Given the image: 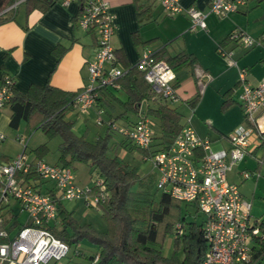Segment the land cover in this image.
Instances as JSON below:
<instances>
[{
    "label": "built area",
    "instance_id": "2783aa9c",
    "mask_svg": "<svg viewBox=\"0 0 264 264\" xmlns=\"http://www.w3.org/2000/svg\"><path fill=\"white\" fill-rule=\"evenodd\" d=\"M22 1L16 2L11 9ZM71 1L62 0V4L67 6ZM155 1L170 17L187 15L191 22L190 32L206 30L208 15L225 18L238 13L250 2L211 0L205 13L193 7L183 8L180 0ZM77 27L85 32L94 29L97 34L94 59L86 64L88 83L75 101L76 111L85 114L94 108L101 91L120 88L118 80L125 72L115 65L114 27L104 0L87 2ZM228 43L248 50L264 44V34L252 38L241 29H234ZM217 53L223 59L232 60L233 51H226L222 45L218 46ZM232 64L237 65L236 62ZM136 67L156 98L171 103L179 101L174 87L176 75L165 62L155 61L153 54L145 51ZM194 71L204 89L212 80L211 76L199 68ZM238 77V98L244 124L228 137L229 149L213 151L210 140L200 137L187 120L171 148L150 158L157 172V190L176 201L195 204L205 218L203 230L208 249L201 264H246L251 258L254 237L259 235L257 223L251 219V205L242 198L238 187L228 182L227 176L248 154L253 139L264 141V82L252 85L247 69H238ZM14 86V79L4 74L0 79V110L10 100ZM100 116L101 112H98L96 122L99 126ZM110 126L140 149H149L152 144L154 130L146 115L140 114L132 126ZM5 139L0 133V143ZM18 141L25 149V140ZM30 170L54 185L58 200L83 202L85 207L95 209L107 197L100 179L93 183L98 191L90 194V188L84 189L75 183L71 168L39 159L29 161L24 151L15 159L0 164V264H59L69 253V248L48 230L57 218L55 200L38 192L31 180L23 181L22 176ZM243 176L247 178V175ZM11 202L27 216V223L13 236L4 228L2 215L3 208ZM176 229L178 235H182L180 226Z\"/></svg>",
    "mask_w": 264,
    "mask_h": 264
},
{
    "label": "trees",
    "instance_id": "16d2710c",
    "mask_svg": "<svg viewBox=\"0 0 264 264\" xmlns=\"http://www.w3.org/2000/svg\"><path fill=\"white\" fill-rule=\"evenodd\" d=\"M18 1L21 0H0V25L10 21L16 22L21 8L26 17L35 10L45 11L48 8L43 0H24L16 8L11 9ZM76 1L80 11L72 20L75 27L86 3L96 0ZM254 1L256 5L264 3V0ZM135 2L138 18L142 21L148 17L150 10L140 4V0ZM88 32L97 38L94 29ZM229 36L230 34L226 43ZM133 41L137 44L138 38L134 36ZM65 52L66 49L60 45L53 50L57 63ZM114 53L115 65L118 67V63H121L117 55L119 52L114 50ZM153 58L155 61L165 62L174 73H179L187 67L194 68L196 65V59L185 52L175 56L155 54ZM121 70L125 75L118 80V84L119 90L126 95V101L120 103L123 110L120 117L125 119L127 114L138 117L140 114L146 115L157 123L158 133L154 135L149 149L136 147L122 135L124 141L118 146L130 152H137L148 160L155 154L171 148L183 126L182 116L176 108L170 107L171 102L154 96L137 67L125 66ZM78 93L64 92L47 83L44 87L31 86L26 94L13 89L11 98L5 105L10 112L11 130L17 131L21 123L25 122L27 127L40 129L48 141L59 138L61 142L57 146L56 164L72 170L75 164H86L90 168V173L92 175L96 173L97 179L102 181L107 194L105 201L95 208L101 213L105 226V230L100 232L90 224H79L73 217V211H68L63 204L64 201L57 199L54 185L51 183V187L48 186L50 182L43 181L30 170L22 176L23 181L31 180L38 192L49 195L56 203L57 218L48 227L50 233L64 243L69 251L74 249L73 256L84 260L80 264H201L208 249L203 230L205 220L203 219L201 223L195 219L187 220L191 215L189 209L194 211L195 217L198 215L203 217L197 206L176 201L162 193L156 198L155 194L145 190L137 167L109 156L112 135L117 132L112 130L110 125L115 123L106 118L107 112L102 109V104L99 107V103L104 100V95L105 98L115 97L110 89L101 91L93 108L96 114L101 112V125L98 126L106 128L105 134L97 136L94 141H89L86 135L77 136L74 133L75 122L67 119V113L76 111L75 101ZM228 94L223 96L227 100L223 103L222 110L228 108L230 100ZM199 100L200 95L196 94L188 102L189 107L194 110ZM144 103L146 109L141 112ZM32 152L35 159L45 160L49 149L47 144H43ZM97 191L98 188L90 187V194ZM255 222L259 235L254 237L251 258L246 264H260L264 259V220ZM176 226H180L182 235H178ZM170 236L173 237V254L167 258L162 255L161 248L165 239ZM83 241L94 246L96 252L86 255L78 250L79 244ZM96 258L97 261L94 262Z\"/></svg>",
    "mask_w": 264,
    "mask_h": 264
},
{
    "label": "crops",
    "instance_id": "0c3cea01",
    "mask_svg": "<svg viewBox=\"0 0 264 264\" xmlns=\"http://www.w3.org/2000/svg\"><path fill=\"white\" fill-rule=\"evenodd\" d=\"M104 1L107 3V12L112 17L114 27L112 46L114 50L119 52L117 55L121 60V63H118V68L123 69L125 66L130 68L136 67L142 53L145 51L153 55L165 53L169 56L185 52L196 59L194 68L187 67L179 73H175V91L179 101L174 104L177 105L176 109L182 116V124H184L187 116V113L183 112V110L185 107H189L188 102L196 94L200 95L201 100L200 90H203V95L206 96L207 86L213 81L202 89L199 80L195 76L194 69L196 68L204 69L206 74L211 75L209 66L201 62V57L205 56L204 53L211 50L216 52L217 47L222 44L226 51L232 50L235 52L238 46L226 43L228 35L234 29H241L244 32L250 31L256 37L264 33V26L262 25H253L251 28L249 26L247 14L250 10V3H255L254 0H250L248 6L242 8L238 13L225 18H217L211 14L208 15L205 19L206 30H196L194 33H190L189 31L191 22L187 15L182 13L170 17L163 12L155 0H140V4L148 7L150 10L148 17L142 21L139 20L137 15L135 0ZM45 3L48 7L45 11L35 10L26 17L24 10L21 8L16 22L10 21L0 25V79L4 74L10 75L14 79L15 91L21 94H26L31 86L44 87L47 83L64 92H80L88 83L89 75L86 64L94 59L97 38L92 33L82 31L73 25L72 20L80 11V6L76 0H72L67 6L62 4V0H51L50 4ZM210 3L211 0H180V5L183 8L193 7L205 13L209 10ZM23 27H26V29H23ZM134 36L138 38L137 44L133 41ZM58 45L65 48L66 52L57 63L53 50ZM261 63H264V60H261ZM248 80L252 85L259 84L256 83L253 77L251 79L249 71ZM224 87L223 93H221L222 90L220 89L212 91V94L215 93L220 98L221 112L230 109V106L234 103L239 105L238 97L240 90L237 82L224 84ZM110 90L114 93L115 97H107V94V98H105L104 95V100L99 103V107L102 104V109H105V112H107L106 118L113 121L118 127H128L136 123L138 120L137 115L127 114L125 117L123 116L125 119L120 117L123 113L120 103L126 101V95L119 89ZM226 93H229L230 100H228V108L222 110V105L227 100L223 97ZM145 109L146 103L142 105L141 112L145 111ZM90 111H92L91 115L96 114L95 109H91ZM9 118L10 112L8 109L4 108L0 110V133L6 137L5 141L0 143L1 164L13 160V158H9L2 153L4 144L8 141V132L11 130L9 128ZM197 125L195 126L198 128ZM103 130L105 131L106 128H103ZM218 133L217 140H220L221 143L224 141L225 144L221 150L229 149L230 145L228 141L222 140L220 137L225 135L221 132ZM156 134L157 132L154 131V135ZM203 135L199 136L210 140L207 137L208 133ZM19 139H23V136L15 137L14 141L22 147V144L18 141ZM210 142L211 144L213 143L211 140ZM27 149L28 147L26 146L25 149L23 148V151L29 161L36 160L27 154ZM262 150H264V141L253 139L248 148V154L254 155L262 161L264 159V152ZM245 159L246 156L239 164H242ZM51 165H57L56 161ZM242 169L238 176H243V172L248 171V168L244 167ZM234 174L235 171L233 169L228 176ZM241 196L245 200L242 194ZM15 207L19 208L16 203H13L6 205L2 210L3 226L11 236L15 235L27 223L26 215L25 220L19 223V216L15 211ZM251 219L252 221L264 220V215L256 217L251 215ZM81 251L86 255L92 254L85 250ZM95 252L96 248L93 253ZM71 258L78 259L75 264L84 262L79 257L71 256ZM70 259L68 262L71 261Z\"/></svg>",
    "mask_w": 264,
    "mask_h": 264
},
{
    "label": "rangeland",
    "instance_id": "374dc122",
    "mask_svg": "<svg viewBox=\"0 0 264 264\" xmlns=\"http://www.w3.org/2000/svg\"><path fill=\"white\" fill-rule=\"evenodd\" d=\"M247 16L250 28L253 25L264 26V3L260 5H256L253 2L250 3V10ZM198 31L205 30L199 29ZM245 33L252 38H257L256 35L252 34L250 31H245ZM204 54L205 56L201 57V62L204 65H208L211 69L210 76L213 81L211 80L212 83H210V81V84L207 83L208 89L205 93L206 96L203 95V90H200L201 100L194 110L189 107L184 108L183 112L187 113L184 122L190 120L191 126L200 136H204L203 134L208 133L207 137L213 141L211 148L213 151H218L223 149L225 145L224 141L221 143L220 140H217L219 135L218 132L224 134L225 136H220L221 139L227 140L229 143L228 137L234 130L244 124V119L241 108L236 103L232 104L227 111L221 112L220 98L216 96L215 93L212 94V91L214 92L216 89H220L222 90L221 93H223L225 90L223 89L225 88L224 84L234 83L235 81L238 84V69H247L251 79L253 77L256 80V83L264 81V63H261V60H264V44L248 50L238 46V49L235 52L233 51L231 61L221 58L217 51H206ZM232 62H237V65H230ZM201 71H204V69H201ZM170 107L175 109L177 108V105L172 103L170 104ZM91 112L92 111H88L85 114L76 111L70 112L67 113V119L75 122L74 133L77 136L86 135L89 141H94L97 136H103L105 131L103 130L104 127H99L97 125V114L91 115ZM150 121L153 130L158 133L157 123L151 118ZM119 123L117 124L120 125ZM195 123L198 124V128L195 126ZM17 136H23L25 145L28 147L27 154L31 156L32 159H35L32 151L43 144H47L49 153L46 156L45 161L49 164H54L55 161H57V146L61 142L60 139L54 138L48 141L40 129L27 127L25 122L21 123L20 128L17 131L10 130L8 132V141L4 144L2 149V153L7 157L15 159L23 152L24 146L21 147L14 141V138ZM123 141L124 139L121 135L113 133L109 156L117 158L120 162L128 163L133 167H137L140 178L143 180L142 183L144 184L145 190L150 191L152 194L156 195V198H159L161 192L156 188L157 172L154 170L150 159L145 160L139 153L130 152L129 150L118 146V144ZM249 152H251V150H249ZM262 152H264V150H262ZM259 161L260 160L254 155L247 154L246 159L242 164L234 166L235 174L228 176V181L232 184L234 183L238 187L239 192L252 206L251 215L255 217L264 215V159L260 162ZM244 167L248 168V171L243 172V175H247V178H244V176L241 175L238 176ZM73 173L75 183L83 184L79 186L84 189L93 187V183L98 177L96 173L93 175L90 173V168L86 164H75L73 167ZM51 185V183H48V186ZM134 190H136V187ZM11 204H13V202H11ZM63 204L68 211H73V217L79 224H90L94 229L100 232L105 230V226L101 219V213L96 209L85 207L83 202H64ZM15 211L19 216V223H22L25 220V213H21L20 208L17 207H15ZM189 212L191 215L187 218L188 221L195 219L196 222L201 223L203 219L205 220L201 215L195 217L192 209H189ZM77 249L93 253L95 247L88 242L83 241L79 244ZM161 252L162 255L167 258L173 254L172 236L165 239ZM73 253L74 249H70L67 257L63 258L59 264H75L78 259L71 258ZM69 259L71 261L68 262ZM260 264H264V259H262Z\"/></svg>",
    "mask_w": 264,
    "mask_h": 264
},
{
    "label": "water",
    "instance_id": "95a60500",
    "mask_svg": "<svg viewBox=\"0 0 264 264\" xmlns=\"http://www.w3.org/2000/svg\"><path fill=\"white\" fill-rule=\"evenodd\" d=\"M44 2L51 3V0H43Z\"/></svg>",
    "mask_w": 264,
    "mask_h": 264
}]
</instances>
